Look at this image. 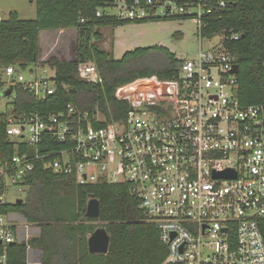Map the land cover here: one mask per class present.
I'll return each instance as SVG.
<instances>
[{"label": "built area", "instance_id": "built-area-1", "mask_svg": "<svg viewBox=\"0 0 264 264\" xmlns=\"http://www.w3.org/2000/svg\"><path fill=\"white\" fill-rule=\"evenodd\" d=\"M226 4L112 0L119 19L187 16L201 39L218 38L181 59L174 78L139 77L117 87L116 99L129 104L119 119L108 120L98 108L82 112L72 102L47 116H16L10 113L15 89L38 99L54 95L56 73L37 65L27 77L14 65L0 68V100L13 97L0 110L13 151L0 157V264H16L10 247L33 237L23 235L31 223L16 220L19 212L8 207L26 200L38 164L79 185L128 184L167 247L160 264H264V104L238 98L237 63L225 41L239 35L204 34L205 16ZM78 72L89 82L103 81L93 62L80 63ZM24 264H42V252L28 244Z\"/></svg>", "mask_w": 264, "mask_h": 264}, {"label": "trees", "instance_id": "trees-1", "mask_svg": "<svg viewBox=\"0 0 264 264\" xmlns=\"http://www.w3.org/2000/svg\"><path fill=\"white\" fill-rule=\"evenodd\" d=\"M111 2L37 0L36 18L22 19L17 12H10L8 17L0 19V68L14 65L25 70L37 65L42 55L40 32L43 30L76 28L78 31L76 59L61 61L51 57L42 63L56 72V93L38 99L17 87L10 113L19 116L38 112L47 116L72 102L82 112L93 114L98 108L108 120L119 119L126 115L129 104L116 99L117 87L139 77L176 76L182 61L167 47L137 48L118 60L96 43L103 39L102 27L162 19H119L105 12ZM99 9L101 16L97 15ZM204 19L208 24L205 35L220 31L239 35L238 39L225 41L239 67L238 98L244 105L264 104V0H227L226 7ZM83 62L95 63L102 83L80 78L78 67ZM11 153L12 144L1 122L0 157L7 158ZM28 184L25 203L12 205L8 210L21 213L39 228V233L28 243L10 247L14 263L26 262L28 244L42 252V264H160L166 257L167 247L161 242L156 225L144 219L139 199L128 184L79 185L71 176L60 175L40 164L29 177ZM91 196L101 203V214L96 219L86 216ZM94 221H102L111 236L107 254L89 252L88 239L97 228L92 224Z\"/></svg>", "mask_w": 264, "mask_h": 264}, {"label": "rangeland", "instance_id": "rangeland-1", "mask_svg": "<svg viewBox=\"0 0 264 264\" xmlns=\"http://www.w3.org/2000/svg\"><path fill=\"white\" fill-rule=\"evenodd\" d=\"M10 12H17L19 17L22 19L36 18L37 0H0V15L6 18ZM105 12L113 15L116 14L117 11L115 8L106 7ZM196 31L197 24L191 18H162L140 22H124L115 26L105 27V30L102 32L100 30L103 38L104 36L106 38L105 48L108 50L112 49L111 52L113 58L118 60L121 59L126 52L137 48L153 46L167 47L178 59L192 58L198 54L201 47L209 49L218 41L217 37L211 41L201 39L197 35ZM55 33L57 34V32ZM49 42V40L45 42L46 47L51 44ZM101 45L102 44H99L100 47ZM50 47H52V45ZM61 48V43H57L55 49L60 50ZM66 56H69V52L65 53L62 51L60 54L52 57L65 61L63 59L69 58ZM42 59H44V57L41 55V63L39 62L37 65H40L41 68L48 69V74H55L56 72L54 69H49L48 65L42 64L44 62ZM37 65L29 66L23 71L24 74L27 77H30L32 72L31 70H36ZM40 71L41 70H39V72ZM12 99V96L2 97L0 100V110L6 109L8 107L7 103H9ZM16 194L17 190L14 188L12 190V198L9 200L13 202L16 201ZM15 218L19 222L25 223V218L21 213L15 214ZM92 224L97 226V228L104 227V223L102 221H94ZM38 233L39 228L31 224L25 228L23 235L29 234L37 236Z\"/></svg>", "mask_w": 264, "mask_h": 264}, {"label": "crops", "instance_id": "crops-1", "mask_svg": "<svg viewBox=\"0 0 264 264\" xmlns=\"http://www.w3.org/2000/svg\"><path fill=\"white\" fill-rule=\"evenodd\" d=\"M0 18H3L2 15H0ZM101 32L105 30V27L100 28ZM57 32V34L55 33ZM50 41L47 47L45 46L46 41ZM106 38L104 36L103 39L97 41L96 43L102 44L101 47L107 51L105 48ZM77 42H78V31L76 28H69V29H59V30H43L40 32V47L42 50V57H44V62L48 60V58L60 54V52L64 51L69 52L68 59H63L65 61H71L76 58V48H77ZM55 43V44H54ZM57 43H61L62 48L60 50L55 49V46H57ZM112 43V41H111ZM54 44V45H53ZM52 45V47H50ZM54 46V47H53ZM112 46V44H111ZM69 50V51H68Z\"/></svg>", "mask_w": 264, "mask_h": 264}, {"label": "water", "instance_id": "water-1", "mask_svg": "<svg viewBox=\"0 0 264 264\" xmlns=\"http://www.w3.org/2000/svg\"><path fill=\"white\" fill-rule=\"evenodd\" d=\"M238 65L236 64L234 66L233 72H238ZM166 89L168 86L165 87ZM225 176H235L234 172L227 171L224 173ZM23 199H18L16 204H22ZM101 214V203L100 201L95 197L91 196L88 200L87 206H86V216L89 218H99ZM111 245V236L108 233L107 229L105 227H98L95 229V231L89 236L88 239V249L90 253H97V254H107L110 250Z\"/></svg>", "mask_w": 264, "mask_h": 264}, {"label": "flooded vegetation", "instance_id": "flooded-vegetation-1", "mask_svg": "<svg viewBox=\"0 0 264 264\" xmlns=\"http://www.w3.org/2000/svg\"><path fill=\"white\" fill-rule=\"evenodd\" d=\"M25 203V201H23L22 205Z\"/></svg>", "mask_w": 264, "mask_h": 264}]
</instances>
